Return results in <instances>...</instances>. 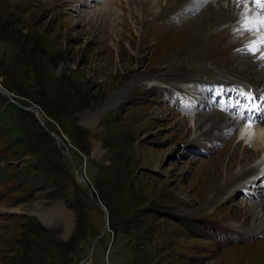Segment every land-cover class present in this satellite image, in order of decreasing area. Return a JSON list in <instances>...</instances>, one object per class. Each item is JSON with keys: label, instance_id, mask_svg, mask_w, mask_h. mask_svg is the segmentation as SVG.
Here are the masks:
<instances>
[{"label": "rangeland", "instance_id": "obj_1", "mask_svg": "<svg viewBox=\"0 0 264 264\" xmlns=\"http://www.w3.org/2000/svg\"><path fill=\"white\" fill-rule=\"evenodd\" d=\"M134 1L0 0V85L9 95L0 93V111L15 101L44 123L31 110L33 119L9 114L26 123L22 131L0 123V264H80L90 249L87 264H264V235L240 229L258 189L205 210L237 150L224 141L194 149V112L183 111L191 97L146 82L163 75L194 28H181L178 12L158 17L166 0L139 10ZM158 2L159 13L144 18Z\"/></svg>", "mask_w": 264, "mask_h": 264}, {"label": "bare ground", "instance_id": "obj_2", "mask_svg": "<svg viewBox=\"0 0 264 264\" xmlns=\"http://www.w3.org/2000/svg\"><path fill=\"white\" fill-rule=\"evenodd\" d=\"M146 1L148 0L134 1L133 3L136 4L134 8L142 9ZM159 7L158 2L152 11H148L149 13L143 11V17L144 15L150 17L153 12L157 13ZM194 7H198L197 11L195 9L194 12L186 15L189 9ZM195 11L197 14H193ZM240 11L234 0H206V2L205 0H166L165 9L158 12V17L165 18L178 12L182 19L180 27L194 29L191 31V37H188L185 48L174 55L175 60L172 59L171 62L163 64L165 69L163 75L147 78L146 82L155 84L168 80L193 83L202 89L201 97L198 98L199 105L206 95L203 91L206 90L205 84L208 82H216L215 100L225 102L232 96L227 110L212 109L206 117L203 112L197 110L199 114L191 118H195L193 124L195 134L197 133L194 138L196 146L206 149L209 142L213 143L215 142L213 140H217L224 141L227 147L237 150L235 159L230 161L226 168L224 166L223 173L221 172L222 174L215 178L217 185L209 195V203L205 210L230 194L249 192L248 185L254 186L262 195L250 199V206L246 210L249 223L245 228H241L250 233L264 234V46L262 51L253 52L251 42L261 33L241 34L238 31ZM184 20L187 21L183 23ZM179 38L181 39V36L176 40ZM214 45L215 52L210 53ZM208 59L214 62L209 64V67L202 64V62L210 61ZM198 62L203 65L201 70H204V74L210 73V76H205L203 72H195ZM136 79L139 82L144 80L139 77ZM126 87L127 84L115 94L116 101L119 102L122 99ZM240 87L246 90L245 95L249 98L260 89L263 99L259 106L262 109L247 107L245 99L241 100ZM99 113L100 111H96L93 114L97 116ZM229 155L231 154H225L226 161L229 160ZM227 172L229 176L225 177ZM251 194L254 196L257 193Z\"/></svg>", "mask_w": 264, "mask_h": 264}, {"label": "snow or ice", "instance_id": "obj_3", "mask_svg": "<svg viewBox=\"0 0 264 264\" xmlns=\"http://www.w3.org/2000/svg\"><path fill=\"white\" fill-rule=\"evenodd\" d=\"M234 2L241 9L238 31L241 34L244 32L261 33L251 43L253 52L262 51V46H264V0H234Z\"/></svg>", "mask_w": 264, "mask_h": 264}, {"label": "trees", "instance_id": "obj_4", "mask_svg": "<svg viewBox=\"0 0 264 264\" xmlns=\"http://www.w3.org/2000/svg\"><path fill=\"white\" fill-rule=\"evenodd\" d=\"M13 112L20 114L21 117L24 118V119H31V118L33 119L34 118V115L30 111H28V110L20 107L15 102H8V104L5 105V107L0 111V120H1L0 123L7 124L12 129L15 128V127H17L18 129H20V131H22L21 129H23V128L21 126L22 125H25L26 123L24 121H21V123H19V124L16 125L15 120H12L9 117V114L10 113H13ZM55 132L56 133H59V131H57V130ZM20 137L21 138H25V135L20 133ZM25 150L26 149H23V152ZM38 169L41 170V174L44 176V178H46V176H47V170L44 169V165L41 166ZM76 185L79 186L80 188H84V187H82L81 185H79L77 183H76Z\"/></svg>", "mask_w": 264, "mask_h": 264}, {"label": "water", "instance_id": "obj_5", "mask_svg": "<svg viewBox=\"0 0 264 264\" xmlns=\"http://www.w3.org/2000/svg\"><path fill=\"white\" fill-rule=\"evenodd\" d=\"M0 93L6 95L7 97L9 96V95H8V92H6V91L2 88L1 85H0ZM23 108H24V109H27V110H31V111H33V113L35 114V116L40 120L41 124H44V123L42 122L41 118L39 117V112H38V110H36V109L33 108V107H23ZM101 112H102V111H101ZM101 112H100V113H101ZM100 113H99V114H100ZM45 128H46V127H45ZM46 130H47V129H46ZM50 134L54 135V137H57V139H58L63 145H65L64 142L60 139V137L56 136V135L53 134L52 132H51ZM65 149H66V154H67V156H68V159H69V161H70V163H71V165H72V170H73V173H74V175H75L76 180H77L80 184H82L84 187H87L88 185H87V183H86V181H85V177L83 176V174H82V172H81V170H80V168H81V164H79L78 162L74 163L73 160H72V155H71V153L69 152L68 148L66 147ZM88 193H89V195L91 196V192L89 191ZM94 202H95L98 206H100L102 209H104V207H102L97 201L94 200ZM104 217H107V213H106V211L104 212ZM90 255H91V249L88 250L86 256L81 260L80 264H87V263H88V262H87V259L90 257Z\"/></svg>", "mask_w": 264, "mask_h": 264}]
</instances>
